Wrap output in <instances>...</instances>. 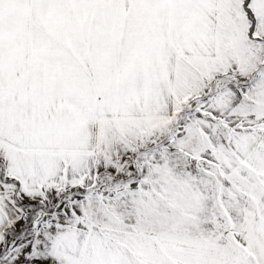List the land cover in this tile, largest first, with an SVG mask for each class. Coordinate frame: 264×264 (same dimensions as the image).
<instances>
[{"label":"snow or ice","instance_id":"snow-or-ice-1","mask_svg":"<svg viewBox=\"0 0 264 264\" xmlns=\"http://www.w3.org/2000/svg\"><path fill=\"white\" fill-rule=\"evenodd\" d=\"M0 264H264V0H0Z\"/></svg>","mask_w":264,"mask_h":264}]
</instances>
